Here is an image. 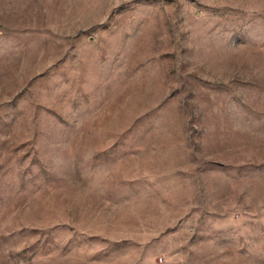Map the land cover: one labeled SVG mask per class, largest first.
Returning a JSON list of instances; mask_svg holds the SVG:
<instances>
[{
  "label": "rangeland",
  "instance_id": "rangeland-1",
  "mask_svg": "<svg viewBox=\"0 0 264 264\" xmlns=\"http://www.w3.org/2000/svg\"><path fill=\"white\" fill-rule=\"evenodd\" d=\"M0 264H264V0H0Z\"/></svg>",
  "mask_w": 264,
  "mask_h": 264
}]
</instances>
